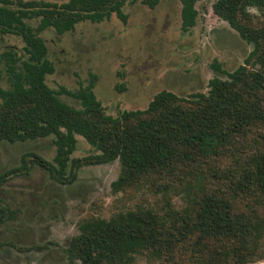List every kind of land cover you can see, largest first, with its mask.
I'll return each mask as SVG.
<instances>
[{"label": "trees", "instance_id": "obj_1", "mask_svg": "<svg viewBox=\"0 0 264 264\" xmlns=\"http://www.w3.org/2000/svg\"><path fill=\"white\" fill-rule=\"evenodd\" d=\"M136 1L0 0V33L15 34L24 43L22 54L10 50L2 55L9 86H0V142L52 136L55 146L51 161L23 153L19 165L0 174V184L33 165L68 184L81 166L117 160L120 171L111 182L112 192L162 194L161 210L136 206L108 218L81 220L64 248L80 264H130L139 255L169 262L179 254L196 264L264 259V216L257 209H264V0L213 2V13L251 50L231 71L215 59L211 68L226 77L210 78L206 92L179 95L162 89L145 108L113 116L95 95L94 73L87 83L79 81L75 91L46 83L55 67L41 32L52 28L62 35L78 23L112 16L126 23L123 8ZM160 1L140 0L149 8ZM198 1L179 0L184 31L196 24ZM29 19H38L37 26ZM62 93L77 99L80 107L62 101ZM77 135L95 153L72 157ZM169 193L181 195L185 206L174 209Z\"/></svg>", "mask_w": 264, "mask_h": 264}, {"label": "rangeland", "instance_id": "obj_2", "mask_svg": "<svg viewBox=\"0 0 264 264\" xmlns=\"http://www.w3.org/2000/svg\"><path fill=\"white\" fill-rule=\"evenodd\" d=\"M214 1L196 3L197 21L187 31L181 28L179 0H161L154 8L140 0L126 4L123 8L128 16L126 23L112 16L99 23H78L74 30L62 35L48 28L40 35L55 70L46 76V83L55 90L64 86L75 91L79 81L87 83L89 74L94 73L95 95L105 112L113 116L124 109L145 108L162 89L179 95L206 92L210 78L226 77L211 68L215 59L231 71L243 63L251 50V45L213 13ZM251 12L260 17L256 9ZM27 22L36 27L38 19ZM23 44L15 34L0 33V86L4 88L9 82L2 55L10 50L22 54ZM59 98L80 107L79 101L69 95L62 93ZM25 152L37 153L51 161L55 154L53 137L15 143L1 141L0 174L19 165ZM93 153L94 149L77 135L72 157L83 158ZM119 171L117 160L84 165L72 183L62 184L33 165L28 173L12 176L0 184V264H80L69 259L64 248L78 232L81 220L108 218L136 206L164 208L161 193L145 189L112 192L111 182ZM169 197L174 209L185 206L181 195L169 193ZM257 209L264 216V209ZM130 264L196 263L178 254L169 262L139 255ZM249 264H264V259L256 258Z\"/></svg>", "mask_w": 264, "mask_h": 264}]
</instances>
